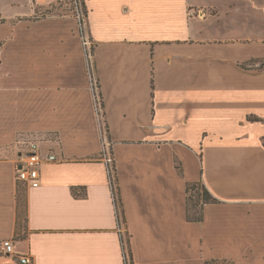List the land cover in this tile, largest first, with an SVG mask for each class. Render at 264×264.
Listing matches in <instances>:
<instances>
[{
  "label": "crops",
  "instance_id": "0c3cea01",
  "mask_svg": "<svg viewBox=\"0 0 264 264\" xmlns=\"http://www.w3.org/2000/svg\"><path fill=\"white\" fill-rule=\"evenodd\" d=\"M58 1L0 0V264H131L122 239L133 264H264V0H85L83 33ZM29 140L57 157L38 186ZM195 181L216 202L188 221Z\"/></svg>",
  "mask_w": 264,
  "mask_h": 264
},
{
  "label": "built area",
  "instance_id": "2783aa9c",
  "mask_svg": "<svg viewBox=\"0 0 264 264\" xmlns=\"http://www.w3.org/2000/svg\"><path fill=\"white\" fill-rule=\"evenodd\" d=\"M74 3L76 4V8H75V12L73 15L77 17L79 21L81 20V22H79L80 29H83L82 27L85 23L86 16L84 15L82 11L80 0L74 1ZM92 48H93L92 41L89 38L85 39V49L89 57H91ZM93 85H94V90H96L97 87H96L95 81H93ZM95 101H96V109L98 112L97 107L98 105L101 106V103H100V97L98 96L97 93H95ZM56 160H57L56 155L54 153H51L50 151L43 150L40 146V143L37 140H29L26 143L24 150L20 154L19 160L16 162V165H15L16 179L18 181L25 182L26 184L30 186H38L40 183L39 169L41 165H43L44 163L55 162ZM110 171L112 172L111 168H110ZM113 191H114V199H115V191H116L115 187L113 188ZM0 248H1L0 250L2 254H5V255L15 254L14 245L10 239H3L0 242ZM18 260L20 264L30 263V258L27 255L18 256Z\"/></svg>",
  "mask_w": 264,
  "mask_h": 264
},
{
  "label": "trees",
  "instance_id": "16d2710c",
  "mask_svg": "<svg viewBox=\"0 0 264 264\" xmlns=\"http://www.w3.org/2000/svg\"><path fill=\"white\" fill-rule=\"evenodd\" d=\"M74 1L78 0H62L58 1L57 4H71L72 8H76V4ZM80 4L82 7V11L85 16H87L88 10L86 7V2L85 0H80ZM54 7L52 5L48 10H46L45 13H43L41 16H45L48 14H52L51 9ZM81 22V20L79 21ZM80 32H83V29H80ZM90 73L92 74V71L90 70ZM93 76V74H92ZM108 167V173H109V179L111 183L112 189L115 187V196L116 198L114 199L115 205H116V210H117V215L119 218V214L123 216V209H122V203L121 199L119 196V187H118V181H117V176H116V168L114 163H112V166L110 167L109 164H107ZM110 168L112 169V172L110 171ZM186 218L188 221H200L202 219V208L205 203H212L216 202V200L212 197V195L208 192L206 187L203 185L201 181H195V182H189L186 184ZM114 192V191H113ZM122 248H123V253L125 252V247L123 245V239H122ZM128 254L131 259V264L132 262V256L130 250H128ZM125 264H128V261L126 257L124 258ZM219 261L216 260H210L207 262V264H215ZM221 262H226L229 264H234L232 261H221Z\"/></svg>",
  "mask_w": 264,
  "mask_h": 264
},
{
  "label": "rangeland",
  "instance_id": "374dc122",
  "mask_svg": "<svg viewBox=\"0 0 264 264\" xmlns=\"http://www.w3.org/2000/svg\"><path fill=\"white\" fill-rule=\"evenodd\" d=\"M44 11H46V10H41L40 13L41 12H44ZM51 12H52V14H56V15H73L74 12H75V9L72 8L71 4L63 3V4H56V5H54V7L51 9ZM250 62L253 63L254 60H252ZM262 63L264 64L263 61H262ZM90 68H91V71L93 72L91 62H90ZM97 108H98V113H99L100 121L102 122V126L104 127V124H103V116H102V112H101V106L98 105ZM108 163L110 164V167H111L112 166L111 165L112 162L109 160ZM125 248H126V253H128V248H127L126 245H125ZM215 264H229V263L219 261V262H217Z\"/></svg>",
  "mask_w": 264,
  "mask_h": 264
}]
</instances>
